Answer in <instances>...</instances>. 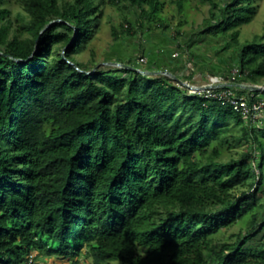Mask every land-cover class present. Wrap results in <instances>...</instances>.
I'll use <instances>...</instances> for the list:
<instances>
[{"label": "trees", "instance_id": "1", "mask_svg": "<svg viewBox=\"0 0 264 264\" xmlns=\"http://www.w3.org/2000/svg\"><path fill=\"white\" fill-rule=\"evenodd\" d=\"M3 1L0 264H26L33 252L70 261L83 248L92 264H264V233L257 242L249 234L217 250L210 244L245 218L264 230V156L257 165L249 153L219 160L234 128L262 149L264 127L245 125L230 107L166 76L141 75L138 64L78 71L85 69L73 55L102 16L93 0H25L27 20L14 35ZM128 2L148 19L162 7L160 0ZM255 2H211L203 33L221 36L224 49L236 50L242 79L259 84L264 33L238 41Z\"/></svg>", "mask_w": 264, "mask_h": 264}, {"label": "rangeland", "instance_id": "2", "mask_svg": "<svg viewBox=\"0 0 264 264\" xmlns=\"http://www.w3.org/2000/svg\"><path fill=\"white\" fill-rule=\"evenodd\" d=\"M162 7L157 17L149 19L141 16L128 0H118L112 4L110 0H93L98 11H101L99 25L94 29L93 38L73 55L86 72L96 70H112L141 64L140 70L167 71L176 75L183 83L189 86L203 87L213 81H227L231 70L236 67L237 53L234 48H223L221 36L204 34L205 20L211 11V2L221 7L223 0H160ZM71 0H60V5ZM25 0H4L2 8L8 11V21L11 27L10 35L20 30L27 20L24 10ZM180 3V5H178ZM256 12L250 23L240 26L238 41L241 45L258 40L264 33V0L255 2ZM147 9V6H144ZM218 15V9L213 10ZM163 23V26L160 25ZM203 26V27H202ZM112 28L119 33L115 40ZM130 28V32H126ZM264 42V40L262 41ZM54 52H63L60 47ZM178 53L176 57L172 55ZM177 60V61H176ZM144 76H156L141 74ZM158 76H165L158 74ZM167 77V76H166ZM169 78V77H168ZM171 79V78H170ZM179 87L189 93L195 90L186 87L171 79ZM264 83V76L259 78ZM196 93V92H195ZM264 96V95H263ZM233 127V122L229 123ZM260 127H264L263 122ZM232 136L228 138V146L222 152L219 160L228 161L237 159L249 153L259 163L260 155L264 156V141L262 149L256 147L252 141L240 139L241 132L234 128ZM262 174L264 175V168ZM244 190L233 192L240 195ZM259 220L264 217V180L259 189ZM249 217V216H248ZM237 221L221 230L211 238V247L219 249L224 243L232 244L240 239L254 235L251 242H257L264 230L257 232L258 227H251L247 222ZM257 233V234H256ZM33 264H92L90 256L83 248L81 255L73 260L65 261L57 256H41L34 252ZM143 255L142 250H137ZM27 264V263H26ZM110 264H121L113 261Z\"/></svg>", "mask_w": 264, "mask_h": 264}, {"label": "built area", "instance_id": "3", "mask_svg": "<svg viewBox=\"0 0 264 264\" xmlns=\"http://www.w3.org/2000/svg\"><path fill=\"white\" fill-rule=\"evenodd\" d=\"M177 55L178 53H174L172 56ZM142 62L144 59H141L140 63ZM141 64L135 69H139ZM245 75L236 66L231 70L227 81H213L203 87L191 86L196 92L191 94H198L226 105L243 119L245 125L260 127L264 119V83L253 84L244 81L242 78ZM256 174L260 176V170L257 168ZM34 258V252L29 254L27 264H33Z\"/></svg>", "mask_w": 264, "mask_h": 264}, {"label": "water", "instance_id": "4", "mask_svg": "<svg viewBox=\"0 0 264 264\" xmlns=\"http://www.w3.org/2000/svg\"><path fill=\"white\" fill-rule=\"evenodd\" d=\"M69 63H70L71 65H73V63H71V62H69ZM76 68H77V67H76ZM77 69H78V71L83 72V73H86V74H90V73H92V72H85V71H83V70H81V69H79V68H77ZM134 70L137 71V72L140 73V74H147V75H158V74H161V75H165V76H167V77H169V78H171V79L177 81L178 83H180V84H182V85H185L186 87H188V88H190V89H193L191 86H189V85L183 83V81H181L176 75H174V74H172V73H170V72H167V71H148V72H143V71H141V70H139V69H134Z\"/></svg>", "mask_w": 264, "mask_h": 264}, {"label": "crops", "instance_id": "5", "mask_svg": "<svg viewBox=\"0 0 264 264\" xmlns=\"http://www.w3.org/2000/svg\"><path fill=\"white\" fill-rule=\"evenodd\" d=\"M263 124H264V119H263Z\"/></svg>", "mask_w": 264, "mask_h": 264}]
</instances>
